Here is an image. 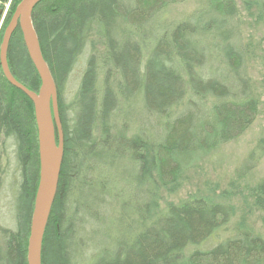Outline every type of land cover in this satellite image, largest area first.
<instances>
[{"label":"trees","instance_id":"trees-1","mask_svg":"<svg viewBox=\"0 0 264 264\" xmlns=\"http://www.w3.org/2000/svg\"><path fill=\"white\" fill-rule=\"evenodd\" d=\"M185 0H46L32 23L57 86L64 160L45 231L41 264H264V238L234 208L192 197L159 206L188 171L244 135L260 114L241 10L264 30V0H217L164 27L163 10ZM22 0H0V45ZM244 8V9H243ZM264 58V35L255 43ZM255 53V51H254ZM87 56L72 103L62 89ZM13 77L37 93L40 78L19 29L8 50ZM263 145L242 175L254 169ZM11 179L15 229L0 226V264H27L39 183L32 102L0 67V196ZM245 204L264 215V181ZM264 217V216H263ZM203 248V249H202ZM84 253V257H77Z\"/></svg>","mask_w":264,"mask_h":264},{"label":"rangeland","instance_id":"rangeland-1","mask_svg":"<svg viewBox=\"0 0 264 264\" xmlns=\"http://www.w3.org/2000/svg\"><path fill=\"white\" fill-rule=\"evenodd\" d=\"M217 0H185L173 4L163 10L159 21L164 25H172L189 17L194 12L204 8ZM243 7L246 0H234ZM244 9V8H243ZM9 11V5L4 8L3 20ZM244 19V39L247 43H254L253 55L248 64V73L257 97L261 102L260 114L252 127L241 137L219 148L214 154L201 162L193 170L188 171L183 180L173 189L160 193L159 206L165 210L169 205H178L192 197L206 196L214 200H223L234 208V216L226 229L219 232L204 249L211 248L218 242L234 235L240 223H245L254 233L264 238V215L251 209L245 204L244 199L251 190L264 181V58L261 49L255 46L264 35V30L257 24H253L247 16V12L241 10ZM255 51V53H254ZM82 57L77 67L71 74L66 85L62 89L63 103L69 106L78 90L85 60ZM260 144L263 152L254 169L242 175L240 168L249 156ZM11 179L7 180V186L0 196V226L5 229H15V194ZM203 249V248H202ZM84 257L80 253L78 259ZM82 259V258H81Z\"/></svg>","mask_w":264,"mask_h":264},{"label":"water","instance_id":"water-1","mask_svg":"<svg viewBox=\"0 0 264 264\" xmlns=\"http://www.w3.org/2000/svg\"><path fill=\"white\" fill-rule=\"evenodd\" d=\"M44 1L46 0H22L10 18L0 45V67L3 75L13 88L23 93L32 102L38 131L39 183L28 238L27 264H41L44 235L57 195L64 160V134L59 113L57 86L42 56L32 23L34 10ZM2 14L0 12V15ZM17 29L21 31L27 54L41 81L37 93L19 83L8 66L9 45Z\"/></svg>","mask_w":264,"mask_h":264}]
</instances>
